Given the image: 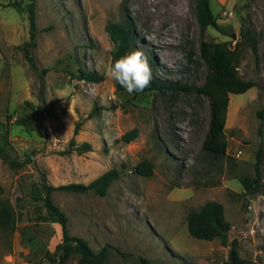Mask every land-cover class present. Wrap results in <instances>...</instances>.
Returning a JSON list of instances; mask_svg holds the SVG:
<instances>
[{"label": "rangeland", "instance_id": "374dc122", "mask_svg": "<svg viewBox=\"0 0 264 264\" xmlns=\"http://www.w3.org/2000/svg\"><path fill=\"white\" fill-rule=\"evenodd\" d=\"M31 1L35 70L21 48L29 39ZM209 2L224 32H201L196 0H0V123L9 129L14 155H31L53 185L87 184L111 168L121 170L104 196L52 194L69 233L94 251L105 249L104 264H219L231 247L248 264H264V195H245L239 181L253 175L260 148L264 182V0ZM124 19L134 26V51L144 52L153 74L183 88L138 96L117 90L106 75L114 63L105 26ZM243 25L257 35L258 55L246 47L238 72L256 85L234 94L207 68L200 41L239 39ZM80 69L96 70L103 80H79ZM183 121L187 126L178 129ZM133 128L137 136L121 140ZM208 140L222 141L225 155L205 149ZM84 142L90 149L78 151ZM144 159L151 176L134 171ZM39 182L32 163L14 170L0 159V202L8 200L15 216L13 232L0 230V264H37L41 252L62 243L59 224L35 218L34 204L42 202L34 203L30 191ZM208 200L224 207L228 245L188 233V212ZM23 226L35 236L36 250L22 244ZM77 259L73 253L63 264Z\"/></svg>", "mask_w": 264, "mask_h": 264}, {"label": "trees", "instance_id": "16d2710c", "mask_svg": "<svg viewBox=\"0 0 264 264\" xmlns=\"http://www.w3.org/2000/svg\"><path fill=\"white\" fill-rule=\"evenodd\" d=\"M16 9H20L15 2L12 4ZM248 2L244 3L247 6ZM26 11L29 21V39L22 46L23 54L28 62L29 67L35 70V63L31 55V49L35 46L36 23H35V3L31 1L27 4ZM196 16L201 32L206 27H212L224 32V28L219 26L216 17L212 12L209 0H196ZM106 32L113 45L112 63L121 57L131 53L136 48V33L133 24L124 19L121 22H108L105 26ZM258 37L254 30L244 25L240 30V38L230 41L209 42L204 39L200 41V55L204 59L207 68L213 75H217L223 79V85L226 91L234 94H240L247 91L249 88L256 85L253 80L243 79L238 72L241 58L244 49L248 47L253 55L257 57ZM150 64V61L148 59ZM151 67V64H150ZM79 80L90 82H100L103 80V75L96 70L80 69L78 74L74 75ZM152 81L150 87L143 92H133V96H138L144 92L151 90H164L167 88L175 89L176 85L183 88L178 83H169L165 80H159L152 72ZM117 90L124 88L116 81ZM28 103V102H27ZM30 105V104H29ZM264 111V106L261 110ZM79 129V124L76 125L74 133ZM220 125H215V130H219ZM138 134L136 128L127 131L121 136V140L125 142L132 141ZM74 139H71V143ZM205 149L214 154L225 155V145L222 141L213 142L206 141ZM78 151L84 152L90 149V144L84 142L79 146ZM0 159L9 168L18 170L27 164L32 163L40 172V182L35 183L30 191L33 202L41 201V205L34 204L36 215L35 218L42 222H54L60 225L62 229V243L57 250L50 252L42 250L37 264H63L73 253L78 255L77 264H104L106 259L105 249L102 248L94 251L88 242L77 235H71L67 228L68 217L53 201L52 194L58 192L70 193H85L92 191L93 193L104 196L111 184L119 179L121 170L111 168L89 183H66L53 185L51 184L44 172L35 164L31 155L24 158H19L14 155L13 145L9 139V129L5 124L0 123ZM253 175H243L239 178L243 193L253 196L257 193L264 195V182L261 179V150L258 148L255 152V160L253 164ZM134 171L140 175L151 176L153 173L152 164L148 160H141L134 167ZM20 200V198L18 199ZM22 212L16 214V219L22 217ZM186 225L188 233L195 239L213 240L218 239L222 245H228V231L230 223L225 218L224 207L221 203L215 200L204 202L197 209L188 212L186 216ZM0 230L4 232H13L15 230V216L13 208L8 200L0 202ZM22 244L29 247L30 250H36L35 236L30 232L28 226H23L21 229ZM190 264V263H188ZM219 264H248L246 260L240 258L235 247H231L228 252V258Z\"/></svg>", "mask_w": 264, "mask_h": 264}, {"label": "clouds", "instance_id": "9594fccd", "mask_svg": "<svg viewBox=\"0 0 264 264\" xmlns=\"http://www.w3.org/2000/svg\"><path fill=\"white\" fill-rule=\"evenodd\" d=\"M106 75L117 81L129 94L143 92L150 87L153 78L148 59L141 50H135L116 60L106 69ZM186 126L187 121L177 125L181 130ZM178 135H182V131Z\"/></svg>", "mask_w": 264, "mask_h": 264}, {"label": "built area", "instance_id": "2783aa9c", "mask_svg": "<svg viewBox=\"0 0 264 264\" xmlns=\"http://www.w3.org/2000/svg\"><path fill=\"white\" fill-rule=\"evenodd\" d=\"M224 13H225V14L227 13V14H229V15L231 14V12H224Z\"/></svg>", "mask_w": 264, "mask_h": 264}, {"label": "water", "instance_id": "95a60500", "mask_svg": "<svg viewBox=\"0 0 264 264\" xmlns=\"http://www.w3.org/2000/svg\"><path fill=\"white\" fill-rule=\"evenodd\" d=\"M235 37H236L235 34H233V35H232V38H235Z\"/></svg>", "mask_w": 264, "mask_h": 264}, {"label": "bare ground", "instance_id": "6f19581e", "mask_svg": "<svg viewBox=\"0 0 264 264\" xmlns=\"http://www.w3.org/2000/svg\"><path fill=\"white\" fill-rule=\"evenodd\" d=\"M172 13V12H171Z\"/></svg>", "mask_w": 264, "mask_h": 264}]
</instances>
